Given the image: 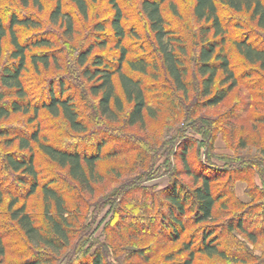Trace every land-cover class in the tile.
Returning <instances> with one entry per match:
<instances>
[{"label":"trees","instance_id":"obj_1","mask_svg":"<svg viewBox=\"0 0 264 264\" xmlns=\"http://www.w3.org/2000/svg\"><path fill=\"white\" fill-rule=\"evenodd\" d=\"M17 1L21 7L32 5L43 9L41 0ZM49 1L53 5L48 10V25L62 30L63 43L73 50L72 58L57 77L49 81L41 78L44 86L31 88L24 75L28 69L39 74L51 65L59 66L60 50L55 49L57 43L53 39L55 31L46 28L45 33L46 29H40L45 28L44 23L35 16L10 12L6 19L0 14V56L6 37L10 45L8 62L0 68V120L21 113L29 114L33 122L45 110L52 118L61 117L71 131L88 132L96 142H84L81 150L78 146L84 137L78 139L81 143L62 146L41 134L38 122L28 132L21 133L0 126L1 141L8 146L16 143L18 149L0 155V169L22 187V192L8 190L2 185L0 175V206L8 196L6 211L11 225L16 226L33 252L17 264H54L59 260L76 230L68 197L79 207L88 201L84 193L93 195L98 190V185L105 180L104 173L97 169L100 159L136 150L138 167L149 171L154 168L158 146L145 148L136 146L131 137L122 139L111 122L122 119L126 125L142 126L146 117L156 118L145 77L155 80L159 74L165 78L169 91L182 93L184 99L174 95L172 100L174 104L180 103L182 108L178 113L187 122H192L189 115L193 116L199 107L222 105L234 89L246 90V95L235 96L230 106L212 119L211 126L205 118L198 125L206 129L208 154L213 150L209 133L213 140L217 135L223 136L232 153L218 154L222 165L196 164L189 157L192 143L185 142L178 152L182 167L173 169L175 178L167 186L155 190L137 181L121 184L106 196L101 195L99 203L117 198L124 201L121 206L129 211L123 215V208L116 202L111 215L113 221L107 230L119 229V222L128 220L129 232L125 236L120 233L124 240L117 243L109 239L108 233L110 244L96 242L95 249L89 252L92 244L88 243V236L84 237L85 229L81 227L79 241L82 239L89 245L78 246L76 254L80 253V257L75 254L67 264L75 261L76 264H111L107 261L111 254L118 258V264H140L141 261L264 264V0H194L193 15L199 23L195 34L199 40L192 58L188 56V36L172 27L163 14L162 5L166 0L139 1L138 11L149 31V49L143 43L136 49L135 42L129 41V38L141 40L142 35L134 22H127L128 16L119 0H107L111 15L94 21L88 39L84 38L86 43L80 48L73 42L77 34L75 14L62 0ZM69 1L78 15L86 19L90 4L97 0ZM169 5L176 13L175 4ZM220 5L245 13L258 28L238 34L228 42L232 52L226 48L228 28L219 14ZM236 26L242 27L239 23ZM19 27L34 31L25 38ZM107 46L112 48L110 52L95 51ZM191 87L197 93L188 105L185 99ZM154 88V85L150 87ZM179 121L177 117L176 123ZM89 122H95L94 130L89 129ZM109 141L117 142L119 148L103 151L102 146ZM39 158L60 168L61 173L50 171L42 175L47 170L40 169ZM177 174H185L190 179L180 180ZM237 180L247 183L245 191L249 201L237 197ZM134 191L141 193L142 198L124 200L135 196ZM37 192L42 203L41 224L27 210L28 197ZM145 196L150 202L147 206H143ZM155 219L158 220L156 227ZM7 235L11 231L6 232L0 225V264H14L5 260L9 251L16 252L8 249ZM169 244L173 247L164 249Z\"/></svg>","mask_w":264,"mask_h":264},{"label":"rangeland","instance_id":"obj_2","mask_svg":"<svg viewBox=\"0 0 264 264\" xmlns=\"http://www.w3.org/2000/svg\"><path fill=\"white\" fill-rule=\"evenodd\" d=\"M41 1L43 4V9H38L37 7L32 5L28 7H21L18 4L17 0H0V14L4 16V18L7 19L10 12H15L18 15L26 14L35 16L37 18H40L42 23H44L45 28H40L41 30L48 28L49 30L55 31L56 36L53 39L57 43L55 49L60 50L58 52L60 58L59 66L51 65L47 70H42L41 72H39V74H34L31 69H28L24 75L28 80V85H30L33 89L39 86H44L43 82H41V78H45L46 81H49L51 78L54 79V77H57V75L62 72L63 67L67 66V62L72 58L73 53V50L71 51V49L63 43L64 35L61 33L62 30L58 27L48 25V10L52 7L53 2L49 0ZM119 1L124 8L125 15L128 16L127 22H134L142 35L141 40L135 41L134 39L129 38V41L136 43H134V47H136V49L138 48V44L140 43L145 44L146 47L149 49V31L147 28V24L138 11V4L140 0ZM62 2L66 8L70 9V11L75 14L77 34L75 35L73 42L77 48L83 46L85 40L88 39L94 21H96L97 19L108 18L111 15V9L108 5L107 0H97L96 2L90 4L89 15L86 19L78 15L73 4L69 0H62ZM169 3L175 4V7L177 9L176 13L172 12ZM193 4L194 0H166L162 5L163 14L168 20L169 24L172 27L176 28L178 31L183 32L185 36H188V56H190V58H192L195 51H197V41L199 40L198 36L195 34V30H197V28L199 27V23L196 21L193 15ZM219 14L223 18V21L224 23H226L228 28L226 48L231 52L232 47L228 45V42H230L238 34L247 32L250 33L255 30H258V28L255 26V22L250 21L248 16L243 12H234L226 6L220 5ZM236 23L241 24L242 27H237ZM54 28L58 29V31H56ZM32 31L34 30H28L24 27H19V32L23 37L31 34ZM44 31L46 33L48 30L46 29ZM85 37L86 39H84ZM9 48V38L6 37L3 41L4 52L0 56V68L5 62H8L7 51ZM111 49H109V46H107L103 49L96 48L95 51L110 52ZM145 80L148 88V97L150 101H152L153 106L157 111V117L154 119L146 117L145 123L142 126L137 124L126 125L122 119L111 123L112 127H114L115 129V133H119L122 139H124L125 137H131L132 139H134L136 146H145V148L147 146H158L159 151L156 152L158 155L155 157L153 166L154 168L149 171L147 168L138 167V163L136 162L135 158L136 150H130L129 152L127 151V153L116 154L112 157H105L100 159L97 165V169L104 173L105 180L98 185V190L93 195L84 193V196L88 201L82 203L79 207H75V205L73 204L74 201L68 197V200L71 203V208L73 209L72 212L75 215H73V217L71 218L75 217L72 220L76 222L74 227L76 230L75 234L72 235L70 245L63 250L62 256H60L59 260L54 264H67L68 259H74V257L76 256L80 257V253L78 255L76 253L78 246L82 247L83 244L84 247H87L89 244H92V247L90 248L89 252H92L95 249V247L97 246L96 242H100L106 245L110 244L107 239L108 233L109 239L113 238L115 243L124 240V236L127 235V232H129L130 229V226L127 224L128 220L119 222V225L121 224L120 226L118 225L119 229H114L110 227L109 230H107V225L109 227V224L113 221V217H111L113 210L115 211L117 206L123 208L121 205L124 204V201H118L117 198H115V201L113 200L112 202H106L105 204H103V202L99 203L98 199L101 197V195L105 194L104 196H106L107 193H111L112 189L117 188L119 185H123L124 183H127L128 185L130 183L131 185L132 182L136 183L138 181L139 185H143V187L146 186L147 188L151 187L155 190H160L163 187L167 186L169 181H171L173 177L175 178V176H173V169H177V167H182V164L178 160V152L180 151L183 143H192V149L190 150L189 157L192 161H194V163H199L202 165L204 164L205 166L222 165L223 161L218 158V154L223 155L225 153H232L231 147L227 145V140L223 136L217 135V137L213 140L212 136L210 135L212 133H209L207 131V133H209L208 137L210 138L209 143H211L212 145L213 142V150H211L208 154L205 148V144L207 143L206 129H204V127L199 128L198 125L208 119L210 121L211 126L212 119L214 117L217 118L218 113L223 112L225 108L229 107L230 104L233 102V98L235 96L237 97V95L242 94L246 95V90H244L243 88L234 89L229 95L228 100L222 105L206 107L204 109H202V107H199L195 111V114H193V116L191 114L189 115V119H192V122H190L191 120L187 122L186 118H184V116H181V114L178 113V110L182 108L179 105L180 103L178 102L177 104H174L172 100L173 98H175V96L180 97L181 100L183 98L182 93L177 91L173 94L171 91H169L170 89H168L166 80L161 74H159V76L155 80H153L151 76L146 75ZM71 82H73V80ZM152 85H154L155 88H159L158 91L155 88L150 89ZM47 87L48 86L44 87V92L42 94L43 98L46 97L45 89H47ZM157 93L159 94V97H157ZM196 93L197 92L191 87L189 90V97L187 96V98L185 99V104L189 105L190 101L192 102V100H195ZM29 117V114H12L6 119H1L0 126L17 130L19 133H21L28 132V130H30V126L35 125L36 122H38V127H40V133L45 134L50 140L62 146H66V143H75L76 141L77 143H81V141L78 139L80 137H84L85 140L81 143L80 147L78 146V148L81 150H83L82 148H84L85 146L84 142H96V139L90 138L88 132L84 134L75 133L71 131L67 128V125L64 123L61 117L52 118L45 110H42L39 113L37 120L33 122L29 120ZM177 117H179L181 121L176 123ZM203 118H205L206 120H203ZM94 128L95 122H89V129L94 130ZM1 139L2 138L0 137V155H3L6 151H18L16 143H13L12 145L8 146L4 144ZM120 146L122 145L120 144ZM115 147L119 148V144H117V142L109 141L102 146V150L107 151L108 149H113ZM36 152L38 151L36 150ZM40 159L42 162L40 169L47 170L45 172L43 171L42 175H46V173L48 174L50 171L51 174L53 173L52 171L61 173L62 170L60 168H56L49 161H46L44 159L42 160V158H39V160ZM112 167L114 170H111ZM117 172H119V175H117ZM0 175L3 176L1 183L4 187H6L12 192H22L21 185L14 182L10 175L5 174V172H3L1 169ZM177 175L178 179L180 180L189 181L190 179V177L185 176V174ZM246 186L247 183L244 180H237L235 185L236 195L238 193L240 196H242L243 193H246ZM134 194L135 196L131 198L128 197L124 200L130 201V199L132 198H142L141 193L134 191ZM113 197L116 196L114 195ZM7 199L8 196H5L4 201L0 206V225L1 227H4L6 232L11 231V235H7L5 239L9 243L8 249L13 251H15L16 249V252L12 253L11 251H9V253L6 254L5 260H11L14 262V264H17L20 262V259L25 256L29 257L33 252L31 249L27 248L26 242L24 241L21 233L17 230L16 226L11 225L12 223L9 220V216L6 211ZM143 199V206L149 205L150 202L148 197L145 196ZM116 202L118 203L117 206H115ZM120 207L118 208L121 211ZM140 207H142L141 203ZM27 210H29L33 214L36 223L41 224L43 220L42 203L38 192L28 197ZM122 212L124 213L123 215H126L129 211H126L123 208ZM157 224L158 220L155 219L153 224L154 227H156ZM81 227L85 229L84 237L88 236L89 244L87 243V241H82V239L79 241V235H81ZM120 233L124 236H119ZM172 247L173 246L169 244L168 246L164 247V249H171ZM108 252L110 253V248L108 249ZM119 253L120 252H118V254ZM107 261H110L111 264L119 263L118 258L113 254L108 255ZM141 262L140 264H156L153 261L149 263ZM74 264H76V261L74 262Z\"/></svg>","mask_w":264,"mask_h":264},{"label":"crops","instance_id":"obj_3","mask_svg":"<svg viewBox=\"0 0 264 264\" xmlns=\"http://www.w3.org/2000/svg\"><path fill=\"white\" fill-rule=\"evenodd\" d=\"M239 183V182H238ZM241 183V182H240ZM243 184V183H242ZM237 196L243 200V201H249L250 200V197L246 194V193H243L242 196H240L238 193H237Z\"/></svg>","mask_w":264,"mask_h":264}]
</instances>
